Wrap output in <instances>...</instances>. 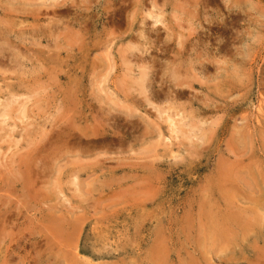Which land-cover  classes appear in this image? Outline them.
Instances as JSON below:
<instances>
[{"label":"rangeland","instance_id":"374dc122","mask_svg":"<svg viewBox=\"0 0 264 264\" xmlns=\"http://www.w3.org/2000/svg\"><path fill=\"white\" fill-rule=\"evenodd\" d=\"M47 1L44 0L43 2L42 0H0V28H1L0 29V55H1L0 56V65H1L0 66V155H1L0 156V161H1L0 162V165H1L0 167L1 168L0 169V173H1L0 174V199H1L0 200V218H1L0 219V254H1L0 263L1 264H4V263L5 264H41V263L42 264H54V263L55 264H83V263L84 264H100V263L101 264H112V262H114L113 264H144V263L145 264H149V263L150 264H165V263L167 264H251V263L252 264H264V208H263L264 194L262 192V190L264 191V177L260 178L263 189L261 188V184H260L259 190L255 193L254 196H253L254 193L251 195L241 194V191H243L245 187H248V184L244 183L245 181L243 183L240 182V180L243 181L245 176L249 174L255 168H256L255 171L257 172L258 176L259 175L264 176V119H263L264 118L263 117L264 116V113H263L264 112V109H263L264 108V87H263L264 86V0H223V2L222 0H204V1L203 0H185V1L184 0H181V1L180 0H170V2L169 0H153V2L152 0H137V1L136 0H125L126 3L124 0H115V1L114 0H64V1L57 0V2L56 0H47ZM50 1H52V4L55 8L51 6ZM108 1H111V2H108ZM118 1H120V3ZM177 1H180L181 3ZM238 1L240 2L242 1L240 3L241 5L239 4ZM133 2H135V4ZM221 2L223 4H221ZM225 2L226 3L228 2V4H226ZM70 3H72L73 5ZM194 3L195 4L199 3V4H197L196 7H194L195 6ZM232 3H234L235 5ZM78 4L81 7L80 6L76 7V5ZM154 5H156V7ZM161 5L162 6L164 5V6L162 7ZM191 5L194 8L190 7ZM199 5L201 8L199 7ZM229 5L231 6V8H229L230 7ZM116 6L118 8H116ZM60 7L62 9L65 7L64 8L65 10L64 9L62 10ZM73 7H75L76 9L74 10ZM160 7H161V10H157V9H160ZM151 8H153L152 9L153 12L151 11ZM237 8L239 12L236 10ZM103 9L104 11L102 12ZM199 9L200 10L203 9V10L199 11ZM219 9L221 10L219 11ZM231 9L233 12L231 11ZM31 10L32 11L35 10V11L32 12ZM105 10L107 11L105 12ZM164 10L167 12L164 13L165 12ZM70 11L71 12L73 11V12L71 13ZM83 11L85 12L87 11V12L85 13ZM158 11H160V13ZM226 11H228V14ZM240 11L241 13L243 12L244 15H242L243 13L240 14ZM27 12L29 14H27ZM69 12L70 14H68ZM74 12H80V13L74 14ZM126 12L128 14H126ZM157 12L160 15H157ZM219 12L220 14L217 15V13ZM30 13L32 14V16ZM35 13H38L39 15ZM130 13L132 14L131 16H130ZM150 13L153 15L155 13V15L158 17L161 16L159 18L160 20L162 19V23L160 22L159 24L155 25L154 20L148 16V14ZM80 14L83 15L84 17L81 16ZM106 14L108 15L106 16ZM176 14H177L176 17L178 18H175L174 15ZM195 15L196 16L198 15V16L196 17ZM112 16L114 17L111 18ZM30 17L31 19L32 18L33 19L32 20L29 19ZM124 17H126V20ZM193 18L194 20H192ZM80 19L82 22L80 21ZM112 19L113 21H111ZM10 20L12 23L13 22L14 23L12 24ZM226 20H230V21H227L228 22L227 23ZM63 21L64 23H62ZM127 21L134 25L132 30L127 29L131 25L130 23H127ZM9 22L11 23V26ZM67 22H69V24ZM141 22L145 25L140 24ZM163 23L165 24L164 26H163ZM230 23L232 24L230 25ZM118 24H119V27H118ZM169 24L172 28L169 27ZM198 24H200V26ZM210 26H212V29ZM48 27H50L51 30L48 29ZM178 27L179 29H177ZM161 28L164 30V33L162 32ZM180 28L183 30L185 29V30L183 31ZM193 28L195 31L192 30ZM60 29H62V31ZM75 29L77 30V32H75L76 31ZM141 29L144 31L145 34H142L143 31H141ZM39 30L41 33L39 32ZM46 30L51 31V32L53 31V32L52 33L50 32L49 34L47 33ZM57 30L61 32L58 33ZM78 30L79 31L81 30L82 32H79ZM173 31L174 33L175 32L176 33L174 34ZM72 32L74 34L76 33V36L75 35L73 36ZM208 32H210L211 34ZM79 33L80 35H78ZM124 33L125 35H123ZM55 34L57 35L56 38H55ZM64 34L65 36L63 37ZM52 35L54 36V38ZM114 35L116 37H114ZM140 35L144 36L145 38L144 37L143 38L147 40H144ZM154 35L158 39H156ZM174 35L177 37H175ZM178 35H180L181 37ZM48 36H50V38ZM171 36L172 38H170ZM245 36L246 38H244ZM167 37L169 40L167 39ZM188 37H190L191 39ZM59 38H60V41H59ZM165 40L166 42H164ZM193 40H194V43H193ZM53 41L54 42L56 41L55 44ZM128 41L131 43V45ZM182 42L184 43V45L182 44ZM192 43L196 46H194ZM198 43L200 44L201 47L199 46ZM180 44L183 45L184 47L181 46ZM146 45L149 47L148 49L147 47H145ZM218 45H220L221 47ZM245 45H246V48L244 47ZM127 46H128V49H127ZM55 47L57 49H55ZM186 49L190 53L187 52ZM241 49L243 51H241ZM126 50H129L131 57H128L129 53L128 51L125 52ZM133 51H135V53ZM204 53H207V54L205 55ZM227 54L229 55L227 56ZM241 54L244 56L241 57L242 56ZM222 55L224 58L222 57ZM195 56L198 58V60L199 59H201V61L204 60L205 64L208 63L205 61L206 59H208V61L210 62V64L209 63L207 64L209 66L211 65L210 70L207 72V77H205L206 74H203L202 77H204V79L203 81L202 80L201 81H202L203 86L207 84L208 86L211 87V90H210L211 94L206 91L205 87L200 88L197 86L196 89L190 90V92L192 93H190L189 90H187L188 93H187V96L184 97V99L183 98L176 99L175 102L178 103L179 101L178 104L182 106L183 109H185L186 111V112L185 111L183 112L186 113L185 114L186 121L187 120L189 121H187L188 124L185 122L186 126L184 127V132H185V135L187 134V132L188 134L186 136H183L182 134L180 135V137H175V138H172L166 141L164 140L165 138L168 139L171 137H170V134L167 131H165L163 134L164 136L160 138L158 136H155L150 142H146L144 144L134 143L133 141H131L132 138L127 139L124 142L125 144L124 143L120 144L121 142L117 141L116 139L117 137L119 138H123V136L124 138L125 137L128 138V137L126 135H123L121 130H118L117 127H114L112 125L114 122L113 120H111V115L108 112L112 109L114 110L117 109L119 107L118 104H120V106L123 105L122 109L127 108V107L129 108V106L130 107L135 106L125 101L124 99L125 94L130 93L129 95L130 96L132 95L131 96L132 98H135V97H137L138 99L143 98L142 96H138V93H137V91L139 90V86H140L139 77L141 75L140 71L143 68L142 66L143 65L150 66V67L153 66V69H154L153 72L155 76L154 82H153L155 86L154 89L155 91H158V92L160 91V93H162V91L165 92L167 90V86L170 85V79L167 75H168V72L172 69V67L174 66L173 67L174 69L185 71V69H189L191 65L197 63L198 60ZM205 56H207V58ZM238 56H240L239 59H238ZM215 58L217 59L219 63L216 61ZM241 58H244V60ZM179 59H180V62H179ZM131 60L134 64L131 62ZM211 62L212 63L214 62V65L211 64ZM188 63L190 64V66ZM228 63H229V66H228ZM7 64H10V65H7ZM165 64H169V65L171 64V65L165 66ZM218 64H221V65H218ZM236 64H237V67L235 66ZM231 65H233L234 67H236L235 69H237L234 73L232 72V68L234 69V67H232ZM176 66L180 68H176ZM184 66L186 68H184ZM6 67L7 69H5ZM126 67L128 70L126 69ZM166 67H170V68H166ZM223 67L226 71L223 69ZM213 68L214 69L216 68V69L214 70ZM129 69L131 72H128ZM240 69L241 71H239ZM162 71L164 72L165 75L162 74L163 73ZM228 71L230 73L232 72L233 74L228 73ZM237 71L241 73H238ZM224 72H227L228 75L224 76L227 74ZM235 73L238 75V78L233 76L235 75ZM221 74L223 75L220 76ZM243 77H244V80L241 79ZM209 79H210L209 81L210 83L207 81ZM227 81L230 83V84L229 83L227 84L228 86L226 85ZM233 84L236 86L234 87ZM135 85L138 86V89ZM160 86L162 87L160 88ZM222 87H224L223 90H221ZM232 89L233 91H231ZM106 91H109L111 93H108ZM201 92L204 93V96ZM106 93H108L109 95ZM199 93H201L202 95ZM227 93L228 94L230 93V95L228 96ZM221 94L223 95V97ZM224 95L226 97H224ZM220 96L223 98L222 100L224 101L220 100L221 99ZM232 96L234 98H231ZM235 96H236V99H235ZM112 97H114V99H112ZM198 97L200 98V102L199 100H196L198 99ZM202 98L204 101L202 100ZM117 100H119L121 103ZM182 100L184 102H182ZM188 101L191 102L192 104L189 103ZM243 101H244V104H243ZM209 102L213 104L214 107L213 105L211 106ZM260 102L263 104L261 105ZM7 103L9 104L6 105ZM101 103L103 104L101 105ZM156 103L160 105L159 101H156ZM203 103L205 105H203ZM112 104L114 106L116 105L115 107L117 108H114ZM206 104L209 107L207 108V111L204 112L201 110V107L206 108ZM99 106H100V109H99ZM186 106L188 110L186 109ZM133 109L135 111L132 114H134V116H136L137 118L138 116L140 118V115L143 114L151 120L155 119L154 118L155 113H150V112H154V110L152 111L151 107H149L148 110L146 109L143 111H141L138 108H133ZM117 110H119V108ZM3 111H8V112L6 113ZM118 112H113L112 114H119V115L124 114L125 115L126 113L125 111H118ZM194 112H196L197 115H195ZM188 113L192 115L190 116ZM198 115H199V118H198ZM200 116L202 117V119H200L201 118ZM187 117H190V118H187ZM237 121L240 125L237 123ZM70 122L71 123L76 122V123H74L75 124L74 125V124H71ZM191 122H192V125H190ZM98 123L101 125H99ZM196 123H198L197 124L199 126L197 127L198 129L195 127ZM260 123L262 126H259ZM7 124H8V127H7ZM87 124L90 126H87ZM95 124H97V126ZM64 125L66 127H68L69 125V128H66ZM59 126L60 127L62 126L63 128L62 127L60 128ZM91 126L97 127L96 131L94 130V127H93L94 131H93L91 129L92 128ZM98 126L100 127L98 128ZM230 126L233 129H231ZM213 128L214 130L217 131L216 134H213L216 132L213 130ZM61 129L62 131H60ZM195 129H197L198 131L196 130L197 131L196 132ZM202 129L204 130V132ZM51 130L54 131L55 135L53 134V131L51 132ZM76 130H78L81 134ZM56 131L57 133L60 131L59 132L60 134L58 133L57 135ZM91 132L93 133V135ZM94 132H98V133L95 134ZM207 132L208 134L206 135ZM211 132L213 133L211 134ZM66 133H68L67 134L68 136L71 135L70 138L66 135ZM63 134L65 135L61 137V135ZM222 134L224 135L221 136ZM23 135H25L26 137ZM42 135L45 139H42L43 138L41 137ZM72 135L79 137L78 140H76L77 137L72 136ZM237 135L240 138L242 137L240 139L241 141L243 140L241 142L242 144L240 145L238 144L235 145L230 142V139L238 137ZM40 137H41L42 142L41 141L38 142ZM90 137L92 139H89ZM104 137L109 138V141H106V143H103L102 141H104L103 139ZM189 137H190V140H189ZM86 138L88 139V145L89 144L91 145V146L89 145L90 147H87L88 145L86 144V141H87ZM259 138H261L263 141L260 140ZM32 139L33 141L35 140L36 142L35 141L33 142ZM158 140L160 142H158ZM44 141H47V143ZM59 141L62 144H60ZM27 142L29 144L31 143V145H29ZM58 142H59V145H58ZM69 142L72 144H70ZM73 143H75V145ZM34 144L35 146L39 145L38 147L48 145V146H45L46 148L44 151L46 150L48 151L49 149V152L47 151L44 152V154L41 155L42 157L38 158V160L36 161L37 162L36 166L38 168L34 164L33 166L35 168L32 167V171L34 172V174L31 175V173L25 170L24 166L26 165V162L28 159L27 153L29 152L31 148H35ZM53 144L55 145L53 146ZM63 144L66 146L68 145L67 148L69 149H67L66 146H64ZM157 144L160 146V148H157L159 147ZM60 145H62V148L64 146L65 147L64 149L66 150L61 149ZM78 145L79 147H77ZM83 145H87V146H83ZM144 145L146 146L148 145V146L146 147ZM169 145L171 146L170 148H169ZM74 146L77 148V150L78 148H80L81 150L79 149V151H76L75 150L76 148ZM98 148H99V151L97 150ZM27 149H28V152H27ZM100 149L102 150L100 151ZM86 150L88 153H85ZM136 151L138 152L136 153ZM101 152L104 154L103 156H100L102 155ZM47 153L49 156L47 155ZM69 153H72V154H69ZM114 153H115V156H114ZM130 153L132 154L131 156H130ZM227 153H229V155ZM97 154L99 155V160H101L99 163L101 164H97V159H98ZM50 155L52 156L51 158H50ZM56 155L57 156L59 155V157H57ZM62 155H64L65 157H63ZM69 155H72V156H69ZM78 155L81 157L82 160L85 159L87 161L83 160L81 163V159ZM85 155L86 157L87 156L88 157L85 158ZM61 157L64 159H62ZM69 157L73 159L71 160ZM96 157L97 159L95 160L94 158ZM234 157L236 158V160ZM41 158H43V160ZM66 160L68 162H66ZM88 160L90 163L88 162ZM127 160H129L132 164ZM44 161H47V162H44ZM39 162H44V165L43 163H39ZM203 162L206 164V167ZM252 162H255V163L253 164ZM47 163H49L50 166L49 164L47 165ZM117 163L118 164L120 163L121 165L120 164L119 165L122 167H120ZM40 164H42L43 166L42 165L39 166ZM235 164L237 166L236 168H234ZM249 164L252 167H250ZM53 165H55V167H53ZM90 165L92 166V168ZM218 166L219 168H217ZM40 167L48 168L47 170H49L50 172V173L49 172L47 173L48 176L41 172L42 168ZM96 167L98 168L95 169ZM225 167H227L228 172H229V173L227 172V174H226L227 169ZM53 168L55 169V172ZM80 169L81 171H79ZM231 169L233 171H231ZM69 170L72 172H69ZM170 170H172L173 172ZM10 171L11 172L13 171L12 174ZM18 172L20 176L17 175ZM191 173L193 176L191 175ZM29 175H30V178H29ZM51 176H54L53 177L54 179L51 178ZM71 176H75L76 178L75 177L73 178ZM43 177L44 179H42ZM47 177H50V179ZM137 177L139 180L137 179ZM215 177L217 178L216 181H215L216 179ZM238 177H240V180L237 179ZM56 179L60 180V182H58V180ZM212 179L214 183L212 182ZM47 180L51 182H48ZM142 180L146 182L143 183ZM210 180H211V184H210ZM223 181L224 182L227 181V184L224 183ZM218 182L221 186L218 184ZM141 183H143V185ZM31 184L34 186H32ZM78 185H80V187ZM211 185L213 188L211 187ZM207 187H209V189ZM39 188H41L40 191L38 190ZM96 188L99 190H97ZM202 188H203V191L204 190L206 191V192L204 191V193L205 195L207 194L208 197L207 196L203 197L204 193L202 192ZM230 189H232L231 193H230ZM3 190H6V191L3 192ZM217 191H219L220 194ZM237 191H239V193ZM216 192L217 194H215ZM200 193H203V194H200ZM233 193L234 194L238 193L237 195L238 197L235 196ZM208 194H210V196ZM232 194L235 196V200ZM41 196L43 198L46 197V199L45 198L42 199ZM198 196H199V199H198ZM1 197H4V198H1ZM10 198L11 200H9ZM216 198L219 201L217 200V202H215ZM47 200H49V202ZM209 200H210V205L212 206V208L214 207V210L213 209L209 210L211 209V207H209L210 205H207L209 204L208 203ZM242 200L244 201L242 202ZM18 202H20L21 204L20 203L18 204ZM190 202L192 205H190ZM253 202H255L254 205L252 204ZM5 203H8V204L6 205ZM202 203H204V205ZM211 203H214L215 206L214 204H211ZM58 204H60V206H58ZM224 204H227V206ZM49 205H52V206L48 207ZM197 205L201 206V208L199 206L196 208ZM240 205H241V208H240ZM191 207H192V210L190 209ZM216 207L220 213L217 211ZM50 209H51V212L53 213L50 212ZM186 209H188V211ZM253 211H255L254 214H253ZM64 212H67V213H64ZM190 212H191V215H190ZM209 213L211 214V217L209 216L210 218L208 217V215H210ZM201 214H203V216ZM49 215L50 216L52 215V218H50ZM138 215L141 217L139 218ZM187 215L190 216V218L187 217V219H185L186 218L185 216ZM212 217H213L212 219L213 222H216V223H213L211 221ZM136 218H138V222L136 221L137 220ZM205 218H208V219H205ZM224 218H226L227 221ZM234 218H236V221L232 220ZM67 219L68 221L66 222ZM184 219H185V222H184ZM69 220H71V222ZM207 220L208 222H206ZM139 221L141 222L145 221V222L140 223ZM196 221L198 222L195 223ZM209 222L210 224H212V226L209 224ZM66 223H68V225L69 224L71 225L67 226ZM219 223L221 225H218ZM222 223L224 224V226ZM134 224H135V227H134ZM214 224L217 225V227L213 226ZM196 227H198L197 228L198 230L196 229ZM214 227H215V230H214ZM225 227H228L229 229L226 228L227 230H225ZM158 228L159 230H157ZM123 229L125 230V232ZM193 230L194 232H192ZM140 232L142 233L139 234ZM156 233L158 234V236ZM192 233H193V236H192ZM155 235L157 237L156 239H154ZM160 236L161 238H159ZM166 236H168V238H166ZM234 237H237V239ZM213 238H215L214 239L215 241L213 240ZM50 240H52V242ZM152 240L154 241L152 242ZM158 240L160 242H163L165 240L167 241V243L164 244L163 242L160 245V242ZM186 240L188 241L186 242ZM244 240L245 242H241ZM53 241L54 242L57 241V243H54ZM114 241L117 243V245ZM195 245L199 248H196ZM76 246H77V249H75ZM159 246L162 247L163 249H161ZM164 246H166L169 249H167L166 247L164 248ZM148 248H149V251H148ZM158 248H160L161 250ZM195 248L197 250L198 249L200 250L197 251ZM233 249L234 250L237 249L236 252L238 253H236ZM176 250L177 252L180 253L179 254L180 256L178 255ZM256 250L258 251V253H256L257 252ZM146 252H149V253H146ZM65 253L68 254V256ZM191 253L192 255H190ZM50 254L51 256L54 254L53 255L54 257L52 256L54 259L50 258L51 257ZM230 254H232L233 257ZM55 257L57 258L55 259ZM81 257H83L84 260ZM180 257H183V258H180ZM166 258L167 260H165ZM193 258L195 259V261ZM238 258L239 259L241 258L240 259L241 261ZM38 260L41 263H39ZM59 260L63 263H60Z\"/></svg>","mask_w":264,"mask_h":264},{"label":"bare ground","instance_id":"6f19581e","mask_svg":"<svg viewBox=\"0 0 264 264\" xmlns=\"http://www.w3.org/2000/svg\"><path fill=\"white\" fill-rule=\"evenodd\" d=\"M43 2H44V0H42ZM45 1H47V0H45ZM64 1V0H63ZM62 1V2H63ZM115 1V0H114ZM125 1V0H124ZM137 1V0H136ZM181 1V0H180ZM180 1H177V2H180ZM185 1V0H184ZM204 1V0H203ZM202 1V2H203ZM42 2V3H43ZM47 2H49V1H47ZM46 2V3H47ZM56 2H57V0H56ZM74 2V1H73ZM108 2H111V1H108ZM119 3H120V1H118ZM150 2V1H149ZM152 2H153V0H152ZM169 2H170V0H169ZM174 2V1H173ZM188 2V1H187ZM193 2V1H192ZM222 2H223V0H222ZM221 2V4H223ZM239 2V4L242 2H240V1H238ZM237 2V3H238ZM252 2V1H251ZM50 3H51V6H53V4H52V1H50ZM81 3V2H80ZM116 3V2H115ZM125 3H126V1H125ZM134 4H135V2H133ZM138 3V2H137ZM151 3V2H150ZM176 3V2H175ZM181 3V2H180ZM226 3V2H225ZM45 4V3H44ZM43 4V5H44ZM60 4V3H59ZM68 4H69V2H68ZM70 4H72V3H70ZM128 4V3H127ZM152 4H154V3H152ZM174 4V3H173ZM172 4V5H173ZM189 4V3H188ZM191 4V3H190ZM197 4H199V3H197ZM197 4H195L194 3V7H196V5ZM204 4V3H203ZM226 4H228V2L226 3ZM230 4V3H229ZM232 4H234V3H232ZM46 5V4H45ZM63 5V4H62ZM73 5V4H72ZM82 5V4H81ZM113 5V4H112ZM117 5V4H116ZM119 5V4H118ZM120 5H122V4H120ZM125 5V4H124ZM123 5V6H124ZM165 5V4H164ZM163 5V6H164ZM187 5V4H186ZM193 5V4H192ZM190 6V7H193V6ZM205 5V4H204ZM231 5V4H230ZM229 5V6H230ZM235 5V4H234ZM241 5V4H240ZM47 6H49V5H47ZM59 6H61V5H59ZM77 6H80L79 4L78 5H76V7ZM110 6V5H109ZM126 6H128V5H126ZM152 6V5H151ZM150 6V7H151ZM155 7H156V5H154ZM162 6V5H161ZM162 6V7H163ZM209 6H211V5H209ZM248 6V5H247ZM250 6V5H249ZM57 7V6H56ZM63 7V6H62ZM65 7H66V5H65ZM64 7V8H65ZM81 7V6H80ZM79 7V8H80ZM134 7V6H133ZM144 7V6H143ZM168 7V6H167ZM193 7V8H194ZM199 7H200V5H199ZM223 7H224V5H223ZM228 7V6H227ZM235 7V6H234ZM234 7H232V8H234ZM240 7H242V6H240ZM254 7V6H253ZM52 8V7H51ZM53 8H55L54 6H53ZM58 8V7H57ZM61 8V7H60ZM63 8V9H64ZM69 8V7H68ZM71 8V7H70ZM74 8V10L76 9L75 7H73ZM107 8V7H106ZM116 8H118L117 6H116ZM123 8V7H122ZM131 8V7H130ZM154 8V7H153ZM153 8H151V11H152V9ZM201 8V7H200ZM204 8V7H203ZM215 8H216V6H215ZM218 8V7H217ZM229 8H231V6L229 7ZM62 9V8H61ZM62 9V10H63ZM82 9V8H81ZM87 9V8H86ZM85 9V10H86ZM140 9V8H139ZM143 9V8H142ZM155 9H157V8H155ZM154 9V10H155ZM177 9V8H176ZM21 10V9H20ZM30 10V9H29ZM29 10H28V12H29ZM57 10V9H56ZM60 10V9H59ZM65 10V9H64ZM73 10V11H74ZM80 10V9H79ZM83 10V9H82ZM123 10V9H122ZM125 10V9H124ZM157 10H161V7H160V9H157ZM203 10V9H202ZM202 10H200L199 9V11H202ZM221 9H219V11H220ZM226 10V9H225ZM234 10V9H233ZM237 11H238V8L236 9ZM32 11V10H31ZM33 11H35V10H33ZM32 11V12H33ZM42 11V10H41ZM44 11H46V10H44ZM55 11V10H54ZM66 11H67V9H66ZM72 11V12H73ZM88 11V10H87ZM86 11V12H87ZM104 11V9L102 10V12ZM107 10H105V12H106ZM134 11V10H133ZM140 11V10H139ZM156 11V10H155ZM154 11V12H155ZM165 11V10H164ZM197 11H198V9H197ZM218 11V10H217ZM230 11V10H229ZM231 11H232V9H231ZM244 11V10H243ZM248 11V10H247ZM25 12V11H24ZM27 12V14H29ZM43 12V11H42ZM57 12V11H56ZM71 12V11H70ZM70 12L68 13V14H70ZM71 12V13H72ZM83 12H85V11H83ZM85 12V13H86ZM110 12V11H109ZM125 12V11H124ZM153 12V11H152ZM159 13H160V11H158ZM158 12H157V15H160V14H158ZM162 12V11H161ZM167 11H165L164 13H166ZM176 12V11H175ZM175 12H173V13H175ZM185 12V11H184ZM225 12V11H224ZM227 12V14H228V11H226ZM233 12V11H232ZM239 12V11H238ZM251 12V11H250ZM18 13H19V11H18ZM38 13H40V12H38ZM38 13H35V14H38ZM46 13V12H45ZM75 13H80V12H74V14ZM113 13V12H112ZM112 13H110V14H112ZM132 13V12H131ZM130 13V16L132 15ZM243 13V12H242ZM241 13V11H240V14H242ZM252 13V12H251ZM22 14V13H21ZM31 14V13H30ZM59 14V13H58ZM64 14V13H63ZM73 14V15H74ZM126 14H128L127 12H126ZM178 14V13H177ZM177 14L176 15H174L175 16V18H178V17H176L177 16ZM218 14H220V12L219 13H217V15ZM226 14V13H225ZM231 14V13H230ZM229 14V15H230ZM233 14V13H232ZM237 14V13H236ZM239 14V13H238ZM13 15V14H12ZM15 15V14H14ZM26 15V14H25ZM39 15V14H38ZM43 15V14H42ZM49 15V14H48ZM81 15V14H80ZM108 14H106V16H107ZM168 15V14H167ZM182 15V14H181ZM184 15V14H183ZM216 15V14H215ZM242 15H244V13L242 14ZM254 15V14H253ZM31 16H32V14H31ZM71 16V15H70ZM81 16H83V15H81ZM102 16V15H101ZM110 16V15H109ZM117 16H119V15H117ZM116 16V17H117ZM148 16L150 17V18H152L153 20H154V22H155V25H157V24H159L160 22L162 23V19L160 20V18L159 17H161V16H156L155 15V13H154V15L153 14H148ZM179 16V15H178ZM196 16V15H195ZM198 16V15H197ZM196 16V17H197ZM220 16V15H219ZM222 16V15H221ZM13 17V16H12ZM29 17V16H28ZM57 17H59V16H57ZM84 17V16H83ZM92 17V16H91ZM104 17V16H103ZM114 16H112L111 18H113ZM189 17V16H188ZM226 17H227V15H226ZM5 18V17H4ZM10 18V17H9ZM37 18V17H36ZM36 18H34V19H36ZM45 18V17H44ZM43 18V19H44ZM78 18V17H77ZM93 18V17H92ZM118 18V17H117ZM125 18V20H126V17H124ZM174 18V19H175ZM232 18V17H231ZM236 18H238V17H236ZM252 18V17H251ZM29 19H31V17L29 18ZM33 19V18H32ZM31 19V20H32ZM72 19V18H71ZM86 19V18H85ZM84 19V20H85ZM94 19V18H93ZM115 19V18H114ZM120 19V18H119ZM129 19V18H128ZM127 19V20H128ZM171 19V18H170ZM180 19V18H179ZM233 19V18H232ZM78 20V19H77ZM76 20V21H77ZM107 20V19H106ZM118 20V19H117ZM116 20V21H117ZM151 20V19H150ZM181 20V19H180ZM191 20V19H190ZM192 20H194V18L192 19ZM198 20V19H197ZM237 20V19H236ZM235 20V21H236ZM74 21V20H73ZM72 21V22H73ZM80 21H81V19H80ZM111 21H113V19L111 20ZM110 21V22H111ZM115 21V20H114ZM121 21V20H120ZM175 21V20H174ZM196 21V20H195ZM227 21H230V20H226V22ZM239 21V20H238ZM250 21V20H249ZM10 22H11V20H10ZM9 22V23H10ZM60 22V21H59ZM82 22V21H81ZM84 22V21H83ZM88 22V21H87ZM86 22V23H87ZM109 22V23H110ZM144 22V21H143ZM167 22V21H166ZM192 22V21H191ZM208 22V21H207ZM232 22V21H231ZM12 23V22H11ZM11 23H10V26H11ZM14 23V22H13ZM12 23V24H13ZM62 23H64V21L62 22ZM68 24H69V22H67ZM80 23V22H79ZM98 23V22H97ZM108 23V24H109ZM124 23V22H123ZM127 23H130V22H128L127 21ZM134 23H135V21H134ZM165 23V22H164ZM163 23V26L165 25ZM172 23H173V21H172ZM201 23V22H200ZM203 23V22H202ZM212 23V22H211ZM211 23H209V24H211ZM228 23V22H227ZM8 24V23H7ZM16 24V23H15ZM38 24V23H37ZM66 24V23H65ZM104 24V23H103ZM111 24V23H110ZM131 24V23H130ZM140 24H143L142 22L140 23ZM149 24V23H148ZM232 23H230V25H231ZM35 25V24H34ZM33 25V26H34ZM54 25V24H53ZM56 25V24H55ZM86 25V24H85ZM88 25V24H87ZM96 25H98V24H96ZM143 25H145V24H143ZM176 25V24H175ZM199 26H200V24H198ZM9 26V25H8ZM9 26V27H10ZM57 26V25H56ZM56 26H55V28H56ZM79 26H80V24H79ZM78 26V27H79ZM133 24H131L127 29H129V30H132V28H133ZM147 26V25H146ZM152 26V25H151ZM158 26H160V25H158ZM168 26V25H167ZM209 26V25H208ZM225 26V25H224ZM52 27V26H51ZM54 27V26H53ZM59 27V26H58ZM62 27H64V26H62ZM71 27V26H70ZM77 27V28H78ZM82 27V26H81ZM87 27V26H86ZM118 27H119V24H118ZM143 27V26H142ZM155 27V26H154ZM169 27H171L170 26V24H169ZM176 27V26H175ZM191 27V26H190ZM203 27V26H202ZM201 27V28H202ZM206 27V26H205ZM211 27V29H212V26H210ZM39 28V27H38ZM37 28V29H38ZM44 28V27H43ZM42 28V29H43ZM47 28V27H46ZM60 28V27H59ZM76 28V27H75ZM83 28V27H82ZM165 28V27H164ZM172 28V27H171ZM188 28H189V26H188ZM204 28V27H203ZM208 28V27H207ZM1 29V28H0ZM36 29V30H37ZM40 29V28H39ZM41 29V30H42ZM48 29H50V27H48ZM58 29V28H57ZM66 29V28H65ZM162 29V28H161ZM177 29H179V27L177 28ZM181 29V28H180ZM206 29V28H205ZM14 30V29H13ZM51 30V29H50ZM55 30V29H54ZM61 31H62V29H60ZM76 30V29H75ZM84 30V29H83ZM108 30V29H107ZM122 30V29H121ZM120 30V31H121ZM181 30H183V29H181ZM185 30V29H184ZM183 30V31H184ZM193 31H195L194 30V28L192 29ZM34 31V30H33ZM45 31V30H44ZM47 31V30H46ZM61 31H58L57 30V32L59 33V32H61ZM64 31V30H63ZM79 31V30H78ZM97 31V30H96ZM95 31V32H96ZM116 31V30H115ZM141 31H143L142 29H141ZM151 31V30H150ZM189 31V30H188ZM198 31V30H197ZM202 31V30H201ZM6 32V31H5ZM8 32V31H7ZM38 32V31H37ZM39 32H40V30H39ZM50 32L51 31H47V33H49L50 34ZM53 32V31H52ZM51 32V33H52ZM71 32V31H70ZM75 32H77V30L75 31ZM79 32H82L81 30L79 31ZM88 32V31H87ZM123 32V31H122ZM152 32V31H151ZM156 32H158V31H156ZM162 32L164 33V30L162 29ZM166 32V31H165ZM199 32V31H198ZM15 33V32H14ZM33 33V32H32ZM41 33V32H40ZM44 33V32H43ZM42 33V34H43ZM57 33V34H58ZM66 33V32H65ZM127 33V32H126ZM140 33V32H139ZM168 33V32H167ZM173 33H174V31H173ZM172 33V34H173ZM176 33V32H175ZM174 33V34H175ZM183 33V32H182ZM190 33V32H189ZM188 33V34H189ZM202 33V32H201ZM208 33H210V32H208ZM207 33V34H208ZM244 33V32H243ZM8 34V33H7ZM36 34V33H35ZM38 34V33H37ZM41 34V35H42ZM46 34V33H45ZM44 34V35H45ZM69 34V33H68ZM72 34H73V36L75 35L76 36V33L74 34L73 32H72ZM142 34H145L144 33V31L142 32ZM170 34V33H169ZM211 34V33H210ZM22 35H23V33H22ZM54 35V34H53ZM52 35V36H53ZM59 35V34H58ZM67 35V34H66ZM78 35H80V33L78 34ZM77 35V36H78ZM96 35V34H95ZM121 35V34H120ZM123 35H125V33L123 34ZM136 35H138V34H136ZM191 35V34H190ZM209 35V34H208ZM242 35V34H241ZM4 36V35H3ZM65 36V34L63 35V37ZM113 36V35H112ZM141 36V35H140ZM147 36V35H146ZM167 36V35H166ZM175 36V35H174ZM178 36H180V35H178ZM183 36V35H182ZM202 36V35H201ZM203 36H204V34H203ZM206 36V35H205ZM244 36V35H243ZM49 38H50V36H48ZM47 37V38H48ZM57 37V35L55 34V38ZM81 37V36H80ZM114 37H116L115 35H114ZM142 38L144 37V36H141ZM150 37V36H149ZM154 37H155V35H154ZM175 37H177V36H175ZM181 37V36H180ZM184 37V36H183ZM207 37V36H206ZM242 37V36H241ZM53 38H54V36H53ZM68 38H69V36H68ZM75 38V37H74ZM145 38V37H144ZM143 38V39H144ZM156 39H158L157 37H155ZM170 38H172V36L170 37ZM188 38H190V37H188ZM209 38V37H208ZM239 38V37H238ZM244 38H246V36L244 37ZM77 39V38H76ZM75 39V40H76ZM167 39H168V37H167ZM180 39V38H179ZM187 39V38H186ZM191 39V38H190ZM200 39V38H199ZM241 39H243V38H241ZM40 40H41V38H40ZM128 40H130V39H128ZM138 40V39H137ZM144 40H147V39H144ZM169 40V39H168ZM181 40V39H180ZM210 40V39H209ZM231 40H232V38H231ZM234 40H235V38H234ZM45 41V40H44ZM52 41V40H51ZM58 41V40H57ZM59 41H60V38H59ZM143 41V40H142ZM151 41V40H150ZM239 41V40H238ZM54 42V41H53ZM56 42V41H55ZM55 42H54V44H55ZM129 42V41H128ZM127 42V43H128ZM146 42V41H145ZM156 42V41H155ZM164 42H166V40L164 41ZM240 42V41H239ZM242 42V41H241ZM59 43V42H58ZM121 43V42H120ZM124 43V42H123ZM130 43V42H129ZM193 43H194V40H193ZM192 43V44H193ZM248 43V42H247ZM57 44V43H56ZM60 44V43H59ZM58 44V45H59ZM148 44V43H147ZM166 44V43H165ZM169 44V43H168ZM168 44H167V46H168ZM175 44V43H174ZM182 44L184 45V43L182 42ZM199 44V43H198ZM221 44V43H220ZM237 44V43H236ZM240 44V43H239ZM61 45V44H60ZM125 45V44H124ZM129 45V44H128ZM130 45H131V43H130ZM143 45H144V43H143ZM142 45V46H143ZM170 45V44H169ZM181 45V44H180ZM183 45H181V46H183ZM194 45V44H193ZM212 45V44H211ZM241 45V44H240ZM139 46V45H138ZM150 46V45H149ZM152 46V45H151ZM166 46V47H167ZM172 46V45H171ZM174 46V45H173ZM194 46H196V45H194ZM199 46H200V44H199ZM207 46V45H206ZM218 46H220V45H218ZM238 46V45H237ZM236 46V47H237ZM243 46V45H242ZM76 47V46H75ZM129 47H131V46H129ZM144 47V46H143ZM145 47H147V49L149 48L147 45L145 46ZM154 47V46H153ZM180 47V46H179ZM184 47V46H183ZM192 47V46H191ZM190 47V48H191ZM201 47V46H200ZM221 47V46H220ZM245 48H246V45L244 46ZM59 48V47H58ZM168 48V47H167ZM182 48V47H181ZM187 48V47H186ZM189 48V47H188ZM194 48V47H193ZM192 48V49H193ZM203 48V47H202ZM244 48V49H245ZM249 48V47H248ZM55 49H57L56 47H55ZM60 49V48H59ZM70 49H72V48H70ZM74 49V48H73ZM127 49H128V46H127ZM184 49V48H183ZM206 49V48H205ZM213 49V48H212ZM221 49V48H220ZM234 49V48H233ZM235 49H237V48H235ZM239 49H240V47H239ZM242 49H243V47H242ZM241 49V51H243ZM124 50H125V48H124ZM130 50V49H129ZM129 50H126L125 52H127L128 51V53H129ZM138 50V49H137ZM136 50V51H137ZM141 50V49H140ZM177 50V49H176ZM187 50V49H186ZM194 50V49H193ZM196 50V49H195ZM228 50V49H227ZM123 51V50H122ZM144 51V50H143ZM143 51H142V53H143ZM170 51V50H169ZM179 51V50H178ZM177 51V52H178ZM237 51V50H236ZM240 51V52H241ZM69 52V51H68ZM134 53H135V51H133ZM187 52H189L188 50H187ZM198 52V51H197ZM204 52V51H203ZM208 52V51H207ZM211 52V51H210ZM218 52V51H217ZM234 52V51H233ZM2 53V52H1ZM72 53V52H71ZM127 53V54H128ZM131 53H132V51H131ZM165 53V52H164ZM181 53V52H180ZM190 53V52H189ZM188 53V54H189ZM193 53H195V52H193ZM221 53V52H220ZM219 53V54H220ZM229 53V52H228ZM232 53V52H231ZM17 54V53H16ZM138 54V53H137ZM175 54V53H174ZM205 55L207 54V53H204ZM126 55V54H125ZM129 55V56H128ZM127 56L128 57H131L130 56V53L128 54ZM148 55V54H147ZM178 55V54H177ZM176 55V56H177ZM182 55V54H181ZM198 55V54H197ZM201 55V54H200ZM229 54H227V56H228ZM236 55V54H235ZM242 55V54H241ZM1 56V55H0ZM71 56H73V55H71ZM179 56V55H178ZM204 56V55H203ZM213 56V55H212ZM225 56V55H224ZM237 56V55H236ZM244 55H242L241 57H243ZM4 57H5V55H4ZM3 57V58H4ZM20 57V56H19ZM70 57V56H69ZM74 57H76V56H74ZM73 57V58H74ZM127 57V58H128ZM136 57V56H135ZM137 57H139V56H137ZM196 57V56H195ZM194 57V58H195ZM206 58H207V56H205ZM217 57V56H216ZM220 57H221V55H220ZM222 57H223V55H222ZM239 57L240 56H238V59H239ZM71 58V57H70ZM122 58V57H121ZM142 58V57H141ZM140 58V59H141ZM147 58V57H146ZM176 58V57H175ZM179 58V57H178ZM189 58H191V57H189ZM197 58V57H196ZM209 58V57H208ZM218 58H219V56H218ZM224 58V57H223ZM226 58V57H225ZM236 58V57H235ZM234 58V59H235ZM246 58V57H245ZM75 59V58H74ZM124 59V58H123ZM151 59H152V57H151ZM183 59V58H182ZM204 59V58H203ZM210 59V58H209ZM216 59V58H215ZM241 59H243L244 60V58H241ZM14 60H16V59H14ZM127 60V59H126ZM154 60V59H153ZM177 60V59H176ZM188 60V59H187ZM191 60H193V59H191ZM197 60H198V58H197ZM200 60V61H199ZM198 61H197V63L196 64H193V65H191L190 66V62L188 63L189 64V66H190V68L189 69H185V71H180L179 69H174L173 67H172V69L168 72V77H169V79H170V85L169 86H167V90L164 92V91H162V93H160V91L158 92V91H155V89H154V84H153V82H154V69H153V66L152 67H150V66H142L143 68L141 69V75H140V77H139V83H140V86H139V90L137 91V93H138V96H142L143 98L142 99H138L137 97H135V98H132L129 94L130 93H128V92H126V93H128V94H125L124 95V99H125V101L126 102H128V103H130V104H133V105H135L134 107H130L129 106V108L127 109V108H123L122 109V106L123 105H121L120 106V104H118L119 105V110H117L118 108L117 107H115L113 104V106H114V108H117V109H112V110H110L108 113H110V115H111V120H113V126L114 127H117V129L118 130H121L122 131V134L123 135H126L128 138H124V136H123V138H119V137H117L116 139H117V141H120L121 143L120 144H122V143H124L127 139H131V141H133L134 143H138V144H144V143H146V142H150L155 136H158L159 138L160 137H162V136H164L163 134H164V132L165 131H167L169 134H170V137L171 138H168V139H166L165 137V139L164 140H170V139H172V138H175V137H180V135H182L183 134V136H186L187 134H188V132H187V134L185 135V132H184V127L186 126V124H185V122L187 123V121H189V120H187L186 121V117H185V114L186 113H184L183 111H185V109H183V107L182 106H180L178 103H179V101H178V103H176L175 101H176V99L178 98H183L184 99V97H186L187 96V93H188V91L187 90H189V92H190V90H194V89H196V87L198 86V87H200V88H203V87H205V89H206V91L208 92V93H210L211 94V92H210V90H211V87L210 86H208L207 84L205 85V86H203L202 85V81H203V79H204V77H202V75L203 74H206V76L205 77H207V72L210 70V66L209 65H207L208 63L210 64V62L208 61V59H206L205 61L206 62H208L207 64H205L204 63V60L203 61H201V59H199ZM212 60V59H211ZM219 60V59H218ZM229 60V59H228ZM228 60H227V62H228ZM237 60V59H236ZM235 60V61H236ZM125 61V60H124ZM129 61V60H128ZM138 61V60H137ZM151 61V60H150ZM183 61V60H182ZM216 61H217V59H216ZM223 61V60H222ZM222 61H221V63H222ZM5 62H6V60H5ZM9 62V61H8ZM131 62H132V60H131ZM156 62V61H155ZM179 62H180V59H179ZM184 62V61H183ZM195 62H196V60H195ZM215 62V61H214ZM214 62L212 63L211 62V64H213L214 65ZM218 62V61H217ZM240 62V61H239ZM238 62V63H239ZM242 62V61H241ZM245 62V61H244ZM243 62V63H244ZM12 63V62H11ZM15 63H17V62H15ZM127 63V62H126ZM133 63V62H132ZM147 63V62H146ZM194 63V62H193ZM219 63V62H218ZM235 63V62H234ZM112 64V63H111ZM128 64V63H127ZM126 64V65H127ZM134 64V63H133ZM132 64V65H133ZM141 64V63H140ZM140 64H138V65H140ZM153 64V63H152ZM216 64V63H215ZM224 64V63H223ZM232 64V63H231ZM240 64V63H239ZM245 64V63H244ZM7 65H10V64H7ZM136 65V64H135ZM166 65H168V66H170L169 64H165V66ZM181 65V64H180ZM198 65V66H197ZM218 65H221V64H218ZM1 66V65H0ZM182 66V65H181ZM187 66V65H186ZM225 66H226V64H225ZM228 66H229V63H228ZM232 67H234L233 65H231ZM230 66V67H231ZM236 67H237V64L235 65ZM244 66V65H243ZM242 66V67H243ZM139 67V66H138ZM199 67V68H198ZM219 67V66H218ZM229 67V68H230ZM231 67V68H232ZM236 67H234V69L232 68V72L234 73L237 69H235ZM4 68V67H3ZM136 68V67H135ZM166 68H170V67H166ZM176 68H180V67H177L176 66ZM184 68H186L185 66H184ZM212 68V67H211ZM230 68V69H231ZM5 69H7V67L5 68ZM13 69V68H12ZM126 69H127V67H126ZM138 69V68H137ZM156 69V68H155ZM159 69V68H158ZM214 69V68H213ZM216 69V68H215ZM214 69V70H215ZM223 69H224V67H223ZM229 69V70H230ZM128 70V69H127ZM140 70V69H139ZM213 70V71H214ZM225 70V69H224ZM223 70V71H224ZM244 70V69H243ZM200 71V72H199ZM216 71H218V70H216ZM226 71V70H225ZM231 71V70H230ZM239 71H241V69L239 70ZM128 72H131L130 71V69H129V71ZM127 72V73H128ZM138 72V71H137ZM140 72H139V74H140ZM161 72V71H160ZM163 72V71H162ZM231 72V73H232ZM238 72V71H237ZM236 72V73H237ZM157 73V72H156ZM165 73H166V71H165ZM210 73V72H209ZM216 73V72H215ZM219 73V72H218ZM221 73H223V72H221ZM224 73H227V72H224ZM228 73H230L229 71H228ZM228 73L226 74V75H224V76H227L228 75ZM230 73V74H231ZM232 73V74H233ZM235 73V75H233L234 77H236V78H238V75ZM238 73H241V72H238ZM242 73H243V71H242ZM162 74H164V72L162 73ZM201 74V75H200ZM217 74V73H216ZM133 75V74H132ZM135 75V74H134ZM165 75V74H164ZM218 75V74H217ZM223 74H221L220 76H222ZM237 75V76H236ZM240 75V74H239ZM156 76H157V74H156ZM232 76V75H231ZM241 76V75H240ZM244 76V75H243ZM160 77H161V75H160ZM215 77H216V75H215ZM242 77V76H241ZM125 78V77H124ZM131 78V77H130ZM210 78V77H209ZM223 78V77H222ZM233 78V77H232ZM206 79V78H205ZM213 79V78H212ZM217 79H218V77H217ZM220 79V78H219ZM225 79V78H224ZM223 79V80H224ZM241 79H243L244 80V77L243 78H241ZM240 79V80H241ZM202 80V81H201ZM228 80V79H227ZM208 82L210 81V79L209 80H207ZM220 81V80H219ZM236 81H237V79H236ZM205 82V81H204ZM211 82H213V81H211ZM240 82V81H239ZM137 83V82H136ZM136 83H134V84H136ZM210 83V82H209ZM223 83V82H222ZM229 82L227 81V83H226V85L228 84ZM165 84V83H164ZM168 84V83H167ZM230 84V83H229ZM244 84V83H243ZM129 85V84H128ZM158 85V84H157ZM234 85V84H233ZM122 86V85H121ZM125 86V85H124ZM136 86V85H135ZM166 86V85H165ZM213 86H215V85H213ZM221 86V85H220ZM228 86V85H227ZM236 85H234V87H235ZM114 87V86H113ZM137 87V89H138V86H136ZM162 86H160V88H161ZM217 87V86H216ZM264 87V86H263ZM175 88V89H174ZM219 88V87H218ZM223 88L224 87H222V89L221 90H223ZM237 88V87H236ZM254 88V87H253ZM260 88V87H259ZM228 89V88H227ZM238 89V88H237ZM107 90V89H106ZM116 90V89H115ZM201 90V89H200ZM216 90V89H215ZM239 90H241V89H239ZM238 90V91H239ZM132 91V90H131ZM199 91V90H198ZM219 91V90H218ZM225 91V90H224ZM228 91V90H227ZM226 91V92H227ZM231 91H233V89L231 90ZM237 91V90H236ZM252 91V90H251ZM106 92H108V93H111V92H109V91H106ZM136 92V91H135ZM200 92V91H199ZM212 92H213V90H212ZM222 92V91H221ZM108 93H106V94H108ZM190 93H192V92H190ZM189 93V94H190ZM198 93V92H197ZM202 93V92H201ZM201 93H199V94H201ZM206 93V92H205ZM260 93V92H259ZM113 94V93H112ZM117 94V93H116ZM198 94V95H199ZM203 94V96H204V93H202ZM201 94V95H202ZM241 94V93H240ZM243 94V93H242ZM109 95V94H108ZM196 95V94H195ZM222 95V94H221ZM227 95L229 96L230 95V93L228 94L227 93ZM251 95V94H250ZM107 96V95H106ZM200 96V95H199ZM208 96V95H207ZM227 96V97H228ZM110 97V96H109ZM119 97V96H118ZM188 97H190V96H188ZM221 97V96H220ZM222 97H223V95H222ZM221 97V99L220 100H222L223 98ZM224 97H226L225 95H224ZM244 97V96H243ZM251 97V96H250ZM252 97H253V95H252ZM262 97V96H261ZM196 98V97H195ZM210 98V97H209ZM218 98V97H217ZM231 98H234L233 96L231 97ZM112 99H114V97H112ZM118 99V98H117ZM155 99V100H154ZM191 99H192V97H191ZM219 99V98H218ZM235 99H236V96H235ZM243 99V98H242ZM261 99V98H260ZM188 100H190V99H188ZM196 100H199V102H200V98L198 97V99H196ZM202 100H203V98H202ZM215 100V99H214ZM237 100H238V98H237ZM116 101V100H115ZM117 101H119V100H117ZM124 101V102H125ZM156 101H159V103H160V105L159 104H157L156 103ZM185 101H186V99H185ZM204 101V100H203ZM222 101H224V100H222ZM5 102V101H4ZM111 102V101H110ZM120 102V101H119ZM182 102H184L183 100H182ZM189 102V101H188ZM194 102H195V100H194ZM207 102V101H206ZM118 103V102H117ZM121 103V102H120ZM186 103H187V101H186ZM189 103H191V102H189ZM188 103V104H189ZM210 103V102H209ZM213 103H214V101H213ZM216 103V102H215ZM227 103V102H226ZM261 103V102H260ZM9 103H7L6 105H8ZM11 104V103H10ZM103 103H101V105H102ZM127 104V103H126ZM185 104V103H184ZM188 104H187V106H188ZM192 104V103H191ZM211 104V103H210ZM220 104V103H219ZM234 104V103H233ZM242 104V103H241ZM243 104H244V101H243ZM263 103H261V105H262ZM112 105H110V106H112ZM182 105V104H181ZM194 105V104H193ZM200 105V104H199ZM203 105H205L204 103H203ZM213 104H211V106H212ZM217 105V104H216ZM215 105V106H216ZM224 105V104H223ZM223 105H221V106H223ZM232 105V104H231ZM185 106V105H184ZM187 106H186V109L188 110V108H187ZM191 106V105H190ZM226 106V105H225ZM12 107V106H11ZM98 107V106H97ZM149 107H151L152 108V111L154 110V112H150V113H155L154 114V120H151V119H149V118H147L145 115H143V114H141L140 115V118H139V116H138V118L136 117V116H134V114H132L135 110L133 109V108H138V109H140L141 111H143V110H148V108ZM209 106H207V104H206V108H203V107H201V110L202 111H204V112H206L207 111V108H208ZM213 107H214V105H213ZM132 108V109H131ZM185 108V107H184ZM190 108H192V107H190ZM197 108V107H196ZM230 108H232V107H230ZM260 108V107H259ZM6 109V108H5ZM99 109H100V106H99ZM194 109V108H193ZM199 109V108H198ZM210 109V108H209ZM208 109V110H209ZM216 109V108H215ZM257 109V108H256ZM264 109V108H263ZM108 110V109H107ZM218 110V109H217ZM221 110V109H220ZM223 110H224V108H223ZM233 110V109H232ZM261 110V109H260ZM118 111H125L126 113H125V115L123 114V115H119V114H112L113 112H118ZM150 111V110H149ZM189 111H191V110H189ZM216 111V110H215ZM226 111V110H225ZM239 111H241V110H239ZM3 112H8V111H3ZM107 112V111H106ZM140 112V111H139ZM186 112V111H185ZM203 112V113H204ZM222 112V111H221ZM233 112V111H232ZM257 112V111H256ZM119 113V112H118ZM149 113V112H148ZM192 113V112H191ZM195 113V115H197L196 114V112H194ZM231 113V112H230ZM264 113V112H263ZM189 114V113H188ZM258 114V113H257ZM262 114V113H261ZM190 115V114H189ZM192 115V114H191ZM190 115V116H191ZM3 116V115H2ZM4 116H5V114H4ZM151 116V115H150ZM253 116V115H252ZM255 116H256V114H255ZM108 117V116H107ZM152 117V116H151ZM193 117V116H192ZM197 117V116H196ZM201 117V116H200ZM254 117V116H253ZM252 117V118H253ZM260 117V116H259ZM264 117V116H263ZM2 118V117H1ZM98 118V117H97ZM99 118H101V117H99ZM187 118H190V117H187ZM198 118H199V115H198ZM210 118V117H209ZM208 118V119H209ZM258 118V117H257ZM262 118V117H261ZM192 119V118H191ZM200 119H202V117L200 118ZM264 119V118H263ZM97 120V119H96ZM197 120V119H196ZM195 120V121H196ZM199 120V119H198ZM246 120V119H245ZM258 120V119H257ZM256 120V121H257ZM5 121V120H4ZM95 121V120H94ZM93 121V122H94ZM100 121V120H99ZM102 121V120H101ZM193 121V120H192ZM200 121V120H199ZM201 121H203V120H201ZM3 122V121H2ZM1 122V123H2ZM86 122V121H85ZM106 122V121H105ZM104 122V123H105ZM206 122V121H205ZM204 122V123H205ZM260 122V121H259ZM71 123V122H70ZM74 123H76V122H74ZM74 123H71V124H74ZM203 123V124H204ZM221 123V122H220ZM237 123H238V121H237ZM241 123V122H240ZM257 123V122H256ZM77 124H78V122H77ZM90 124V123H89ZM99 124V123H98ZM106 124V123H105ZM188 124V123H187ZM198 123H196V128L197 127H199L198 125H197ZM202 124V125H203ZM214 124V123H213ZM239 124V123H238ZM258 124V123H257ZM66 125V124H65ZM64 125V126H65ZM75 125V124H74ZM81 125V124H80ZM93 125H94V123H93ZM96 126H97V124H95ZM99 125H101V124H99ZM103 125V124H102ZM108 125V124H107ZM110 125V124H109ZM190 125H192V122H191V124ZM228 125V124H227ZM240 125V124H239ZM251 125V124H250ZM87 126H90V125H88L87 124ZM218 126V125H217ZM259 126H262L261 125V123H260V125ZM7 127H8V124H7ZM6 127V128H7ZM60 127V126H59ZM62 127V126H61ZM60 127V128H61ZM66 127V126H65ZM80 127H82V126H80ZM92 128V130H93V127H94V130L96 131V128L97 127H95V126H91ZM100 126H98V128H99ZM104 127V126H103ZM107 127V126H106ZM112 127V126H111ZM219 127V126H218ZM223 127V126H222ZM221 127V128H222ZM226 127V126H225ZM231 127V126H230ZM57 128V127H56ZM63 128V127H62ZM66 128H69V125H68V127H66ZM88 128H90V127H88ZM102 128V127H101ZM101 128H100V130H101ZM110 128V127H109ZM229 128V127H228ZM255 128V127H254ZM15 129V128H14ZM55 129V128H54ZM53 129V130H54ZM58 129V128H57ZM75 129H76V127H75ZM107 129V128H106ZM188 129V128H187ZM198 129V128H197ZM197 129H195V131L197 130ZM204 129H205V127H204ZM231 129H233L232 127H231ZM53 130H51V132L53 131ZM59 130V129H58ZM67 130V129H66ZM91 130V131H92ZM93 130V131H94ZM189 130V129H188ZM199 130H200V128H199ZM203 130V129H202ZM213 130H214V128H213ZM236 130V129H235ZM55 131V130H54ZM54 131H53V134H54ZM60 131H62V129L60 130ZM59 131V132H60ZM76 131H78V130H76ZM105 131V130H104ZM198 131V130H197ZM196 131V132H197ZM214 131H216V130H214ZM224 131V130H223ZM27 132V131H26ZM47 132V131H46ZM58 132V133H59ZM65 132V131H64ZM79 132V131H78ZM107 132V131H106ZM191 132V131H190ZM194 132V131H193ZM203 132H204V130H203ZM230 132H232V131H230ZM251 132V131H250ZM255 132V131H254ZM29 133H30V131H29ZM42 133H44V132H42ZM58 133H57V131H56V134L58 135ZM62 133V132H61ZM72 133V132H71ZM74 133V132H73ZM80 133V132H79ZM92 133V132H91ZM95 134L96 133H98V132H94ZM104 133V132H103ZM115 133V132H114ZM195 133V132H194ZM213 132H211V134H212ZM217 133V131L215 132V133H213V134H216ZM220 133V132H219ZM252 133H253V131H252ZM256 133V132H255ZM49 134V133H48ZM52 134V133H51ZM60 134V133H59ZM68 133H66V135H67ZM75 134V133H74ZM81 134V133H80ZM99 134H101V133H99ZM105 134V133H104ZM208 134V132L206 133V135ZM46 135V134H45ZM44 135V136H45ZM55 135V134H54ZM65 134H63V135H61V137L62 136H64ZM70 135V134H69ZM92 135H93V133H92ZM224 134H222L221 136H223ZM231 135V134H230ZM23 136H25V135H23ZM68 136V135H67ZM71 136V135H70ZM70 136H68L69 138H70ZM72 136H75V135H72ZM95 136V135H94ZM98 136V135H97ZM101 136H103V135H101ZM116 136V135H115ZM194 136V135H193ZM199 136H201V135H199ZM212 136V135H211ZM210 136V137H211ZM238 136V135H237ZM26 137V136H25ZM33 137V136H32ZM31 137V138H32ZM35 137H36V135H35ZM41 137H43V135L41 136ZM41 137H40V139H39V141L38 142H40L41 141ZM68 137H66V138H68ZM75 137H77V136H75ZM130 137V138H129ZM196 137V136H195ZM229 137V136H228ZM24 138V137H23ZM34 138V137H33ZM38 138V137H37ZM51 138H53V137H51ZM65 138V137H64ZM72 138V137H71ZM78 138L79 137H77L76 138V140H78ZM187 138V137H186ZM197 138V137H196ZM208 138V137H207ZM222 138V137H221ZM242 138V137H241ZM239 136L238 137H235V138H232V139H230V142L232 143V144H235V145H240V144H242L241 142L243 141H241L240 139H241ZM263 138V137H262ZM42 139H45L44 137L42 138ZM59 139V138H58ZM81 139V138H80ZM83 139V138H82ZM87 139V138H86ZM89 139H92L91 137L89 138ZM104 139V141H102L103 143H106V141H109V138H103ZM103 139H101V140H103ZM184 139V138H183ZM182 139V140H183ZM199 139V138H198ZM257 139V138H256ZM260 140H262L261 138H259ZM64 140V139H63ZM67 140H69V139H67ZM72 140V139H71ZM189 140H190V137H189ZM192 140V139H191ZM194 140V139H193ZM220 140V139H219ZM218 140V141H219ZM32 141H33V139H32ZM35 141V140H34ZM33 141V142H34ZM86 141V140H85ZM90 141V140H89ZM93 141V140H92ZM95 141V140H94ZM184 141V140H183ZM195 141V140H194ZM206 141H208V140H206ZM263 141V140H262ZM31 142V141H30ZM36 142V141H35ZM42 142V141H41ZM44 142H46L47 143V141H44ZM50 142V141H49ZM55 142V141H54ZM53 142V143H54ZM60 142V141H59ZM59 142H58V145H59ZM68 142V141H67ZM82 142V141H81ZM84 142V141H83ZM101 142V141H100ZM158 142H160L159 140H158ZM228 142V141H227ZM28 143V142H27ZM70 143V142H69ZM119 143V142H118ZM171 143V142H170ZM184 143V142H183ZM194 143H196V142H194ZM260 143V142H259ZM29 144V143H28ZM37 144V143H36ZM60 144H62L61 142H60ZM70 144H72V143H70ZM74 145H75V143H73ZM83 144V143H82ZM81 144V145H82ZM86 144L88 145V139H87V141H86ZM94 144V143H93ZM99 144V143H98ZM109 144V143H108ZM125 144V143H124ZM148 144V143H147ZM152 144V143H151ZM159 144V143H158ZM157 144V145H158ZM168 144V143H167ZM228 144V143H227ZM262 144V143H261ZM29 145H31V143L29 144ZM50 145V144H49ZM55 144H53V146H54ZM64 145V144H63ZM87 145H83V146H87ZM90 145V144H89ZM87 146V147H90V146ZM100 145V144H99ZM129 145V144H128ZM131 145V144H130ZM193 145V144H192ZM39 145H37V146H35V144H34V147L35 148H29L30 150H29V152H28V149H27V157H28V159H27V162H26V165L24 166L25 167V170H27L29 173H31V175L32 174H34V172L32 171V167L33 168H35L33 165L35 164V166H36V161L38 160V158L39 157H42L41 155H43L44 154V152H46V151H44L45 150V146H48V145H45V146H40V147H38ZM51 146V145H50ZM56 146H57V144H56ZM61 146V149H63V150H66V149H64L65 147L64 146H66V145H64L63 146V148H62V145H60ZM60 146H59V148H60ZM68 146V145H67ZM67 146H66V148H67ZM71 146H73V145H71ZM70 146V147H71ZM144 146H146V145H144ZM148 146V145H147ZM146 146V147H147ZM151 146H153V145H151ZM159 146V145H158ZM231 146V145H230ZM248 146V145H247ZM258 146V145H257ZM36 147H38V148H36ZM75 147V146H74ZM77 147H79V145L77 146ZM126 147V146H125ZM142 147V146H141ZM150 147V146H149ZM171 146L169 145V148H170ZM233 147V146H232ZM255 147V146H254ZM259 147V146H258ZM26 148V147H25ZM49 148V147H48ZM73 148V147H72ZM76 148V147H75ZM103 148V147H102ZM109 148V147H108ZM127 148V147H126ZM157 148H160V146L159 147H157ZM198 148V147H197ZM245 148V147H244ZM67 149H69V148H67ZM79 149L80 148H78V150H77V148L75 149L76 151H79ZM121 149V148H120ZM140 149V148H139ZM195 149V148H194ZM51 150V149H50ZM56 150V149H55ZM58 150V149H57ZM60 150V149H59ZM81 150V149H80ZM98 151H99V148L97 149ZM102 149H100V151H101ZM191 150V149H190ZM242 150V149H241ZM244 150V149H243ZM251 150V149H250ZM24 151V150H23ZM73 151V150H72ZM90 151H92V150H90ZM94 151V150H93ZM95 151H96V149H95ZM231 151V150H230ZM21 152V151H20ZM47 152H49V149H48V151ZM50 152H52V151H50ZM82 152H83V150H82ZM116 152H118V151H116ZM125 152V151H124ZM138 151H136V153H137ZM141 152V151H140ZM73 153V152H72ZM72 153H69V154H72ZM85 153H88L87 152V150H86V152ZM96 153H98V152H96ZM95 153V154H96ZM100 153V152H99ZM102 153V152H101ZM113 153V152H112ZM51 154V153H50ZM74 154V153H73ZM82 154H84V153H82ZM118 154V153H117ZM120 154V153H119ZM228 155H229V153H227ZM45 155H46V153H45ZM44 155V156H45ZM47 155H48V153H47ZM68 155V154H67ZM66 155V156H67ZM88 155V154H87ZM92 155V154H91ZM104 154L102 153V155H100V156H103ZM106 155V154H105ZM132 154L130 153V156H131ZM235 155V154H234ZM1 156V155H0ZM43 156V157H44ZM49 156V155H48ZM54 156V155H53ZM57 156V155H56ZM55 156V157H56ZM63 157H65L64 155H62ZM69 156H72V155H69ZM79 156V155H78ZM77 156V157H78ZM80 156H81V154H80ZM79 156V157H80ZM97 156H98V159H97V157L96 158H94L95 160L97 159V164H101V163H99L101 160H99V155L97 154ZM108 156V155H107ZM114 156H115V153H114ZM240 156V155H239ZM26 157V156H25ZM46 157V156H45ZM52 156L50 155V158H51ZM57 157H59V155L57 156ZM82 157H84V156H82ZM88 157V156H87ZM86 157V155H85V158H87ZM122 157V156H121ZM126 157V156H125ZM225 157V156H224ZM62 158V157H61ZM66 158H68V157H66ZM70 159H71V157H69ZM235 158V157H234ZM42 160H43V158H41ZM62 159H64V158H62ZM73 159V158H72ZM71 159V160H72ZM80 159H81V157H80ZM159 159V158H158ZM228 159V158H227ZM232 159V158H231ZM2 160V159H1ZM68 160V159H67ZM66 160V162H68ZM83 160H85V159H83ZM82 159H81V163H82V161H83ZM91 160H93V159H91ZM103 160V159H102ZM176 160V159H175ZM223 160V159H222ZM230 160V159H229ZM235 160H236V158H235ZM240 160V159H239ZM245 160V159H244ZM41 161V160H40ZM65 161V160H64ZM85 161H87V160H85ZM122 161H123V159H122ZM127 161H129V160H127ZM159 161V160H158ZM206 161V160H205ZM204 161V162H205ZM228 161V160H227ZM242 161V160H241ZM251 161H252V159H251ZM1 162V161H0ZM44 162H47V161H44ZM44 162H39V163H43V165H44ZM70 162V161H69ZM71 162H73V161H71ZM88 162H89V160H88ZM108 162V161H107ZM106 162V163H107ZM130 162V161H129ZM128 162V163H129ZM134 162V161H133ZM157 162V161H156ZM190 162H191V160H190ZM203 162V163H204ZM224 162V161H223ZM232 162H233V160H232ZM90 163V162H89ZM111 163V162H110ZM115 163V162H114ZM131 163V162H130ZM129 163V164H130ZM229 163V162H228ZM247 163V162H246ZM245 163V164H246ZM253 164L255 163V162H252ZM2 164V163H1ZM49 163H47V165H48ZM53 164V163H52ZM71 164V163H70ZM96 164V165H97ZM104 164V163H103ZM118 164V163H117ZM120 164V163H119ZM118 164V165H119ZM132 164V163H131ZM189 164H191V163H189ZM196 164V163H195ZM205 164V163H204ZM38 165V164H37ZM42 164H40L39 166H41ZM42 165V166H43ZM46 165V166H47ZM56 165V164H55ZM55 165H53V167H55ZM59 165V164H58ZM66 165V164H65ZM69 165V164H68ZM72 165V164H71ZM75 165V164H74ZM89 165V164H88ZM121 165V164H120ZM119 165V166H120ZM198 165V164H197ZM202 165V164H201ZM200 165V166H201ZM227 165H229V164H227ZM233 165H234V163H233ZM232 165V166H233ZM238 165V164H237ZM14 166V165H13ZM45 166V167H46ZM49 166H50V164H49ZM48 166V167H49ZM61 166V165H60ZM67 166V165H66ZM87 166V165H86ZM91 166V165H90ZM93 166H94V164H93ZM109 166V165H108ZM225 166V165H224ZM247 166V165H246ZM249 166H250V164H249ZM248 166V167H249ZM0 167H1V165H0ZM37 167V166H36ZM43 168V167H40V168H42V170H41V172L43 173V174H45V175H47V173L49 172V170H47L48 168ZM62 167V166H61ZM89 167V166H88ZM98 167H99V165H98ZM98 167H96L95 169H97ZM114 167V166H113ZM120 167H122V166H120ZM205 167H206V164H205ZM216 167V166H215ZM237 166H236V164H235V167L234 168H236ZM247 167V168H248ZM250 167H252V166H250ZM38 168V167H37ZM39 168V169H40ZM64 168V167H63ZM87 168V167H86ZM91 168H92V166H91ZM110 168V167H109ZM112 168V167H111ZM115 168V167H114ZM126 168V167H125ZM136 168H138V167H136ZM136 168H135V170H136ZM145 168V167H144ZM195 168H196V166H195ZM217 168H219V166L217 167ZM226 169H227V167H225ZM228 168H230V167H228ZM255 168V167H254ZM1 169V168H0ZM14 169V168H13ZM38 169V170H39ZM50 169V168H49ZM94 169V170H95ZM142 169V168H141ZM188 169H190V168H188ZM192 169V168H191ZM203 169V168H202ZM201 169V170H202ZM223 169H224V167H223ZM250 169V168H249ZM256 169V168H255ZM255 169L254 170H252L249 174H247L246 176H245V178L243 179V181H241L240 180V177H238L237 179H239L240 180V182H244V183H247L248 184V187H245L244 188V190L243 191H241V194H243V195H246V194H253V196L255 195V193L259 190V186H260V184H261V181H260V178L261 177H264V176H258L257 175V172L255 171ZM260 169V168H259ZM53 170H54V172H55V169L53 168ZM59 170V169H58ZM230 170V169H229ZM246 170V169H245ZM79 171H81V169L79 170ZM99 171V170H98ZM112 171V170H111ZM140 171V170H139ZM143 171V170H142ZM159 171V170H158ZM170 171H172V170H170ZM193 171V170H192ZM218 171V170H217ZM216 171V172H217ZM223 171H225V170H223ZM231 171H233L232 169H231ZM248 171H250V170H248ZM11 172V171H10ZM13 172V171H12ZM12 172H11V174H12ZM15 172H17V171H15ZM39 172V171H38ZM40 172V173H41ZM53 172V171H52ZM57 172H59V171H57ZM67 172V171H66ZM69 172H72V171H70L69 170ZM90 172V171H89ZM92 172V171H91ZM96 172V171H95ZM131 172V171H130ZM152 172V171H151ZM173 172V171H172ZM219 172V171H218ZM227 172H228V169H227V171H226V174H227ZM50 173V172H49ZM60 173H62V172H60ZM75 173H76V171H75ZM74 173V174H75ZM145 173V172H144ZM143 173V174H144ZM171 173V172H170ZM184 173V172H183ZM229 173V172H228ZM241 173V172H240ZM1 174V173H0ZM6 174V173H5ZM15 174V173H14ZM37 174V173H36ZM68 174V173H67ZM71 174V173H70ZM142 174V175H143ZM152 174V173H151ZM217 174V173H216ZM3 175V174H2ZM17 175H19V172H18V174ZM40 175V174H39ZM38 175V176H39ZM73 175V174H72ZM93 175V174H92ZM114 175V174H113ZM113 175H112V177H113ZM122 175V174H121ZM141 175V176H142ZM191 175H192V173H191ZM215 175V174H214ZM222 175H223V173H222ZM12 176V175H11ZM15 176V175H14ZM20 176V175H19ZM23 176H24V174H23ZM41 176H42V174H41ZM40 176V177H41ZM44 176V175H43ZM48 176V175H47ZM131 176H132V174H131ZM193 176V175H192ZM233 176V175H232ZM18 177V176H17ZM54 176H51V178H53ZM71 177H75V176H71ZM90 177V176H89ZM111 177V176H110ZM111 177V178H112ZM230 177V176H229ZM228 177V178H229ZM259 177V178H258ZM14 178V177H13ZM21 178V177H20ZM29 178H30V175H29ZM46 178V177H45ZM47 178H49L50 179V177H47ZM76 178V177H75ZM91 178V177H90ZM97 178V177H96ZM95 178V179H96ZM99 178V177H98ZM142 178H144V177H142ZM216 178V177H215ZM9 179V178H8ZM10 179H11V177H10ZM9 179V180H10ZM42 179H44V177L42 178ZM54 179V178H53ZM60 179V178H59ZM92 179V178H91ZM100 179V178H99ZM130 179V178H129ZM137 179H138V177H137ZM137 179H136V181H137ZM211 179V178H210ZM224 179V178H223ZM233 179V178H232ZM21 180V179H20ZM56 180H58V179H56ZM120 180V179H119ZM125 180V179H124ZM135 180V179H134ZM134 180H132V181H134ZM139 180V179H138ZM217 180V178L215 179V181ZM28 181V180H27ZM48 181V180H47ZM46 181V182H47ZM67 181V180H66ZM91 181V180H90ZM143 181V183H145L144 182V180H142ZM9 182V181H8ZM48 182H51V181H48ZM58 182H60V180H58ZM57 182V183H58ZM78 182V181H77ZM82 182V181H81ZM95 182V181H94ZM100 182V181H99ZM105 182V181H104ZM119 182V181H118ZM125 182H127V181H125ZM151 182V181H150ZM212 182H213V179H212ZM224 182V181H223ZM229 182V181H228ZM232 182V181H231ZM239 182V181H238ZM32 183V182H31ZM34 183V182H33ZM55 183V182H54ZM79 183V182H78ZM77 183V184H78ZM83 183H85V182H83ZM83 183H82V185H83ZM143 183H141L142 185H143ZM147 183H149V182H147ZM214 183V182H213ZM224 183H226L227 184V181H225ZM223 183V184H224ZM241 183V184H242ZM7 184V183H6ZM27 184V183H26ZM66 184V183H65ZM92 184H93V182H92ZM138 184V183H137ZM194 184V183H193ZM210 184H211V180H210ZM216 184H217V182H216ZM218 184H219V182H218ZM231 184V183H230ZM233 184V183H232ZM15 185V184H14ZM30 185V184H29ZM32 185V184H31ZM64 185V184H63ZM68 185V184H67ZM85 185V184H84ZM113 185V184H112ZM135 185V184H134ZM151 185V184H150ZM220 185V184H219ZM225 185V184H224ZM32 186H34V185H32ZM31 186V187H32ZM79 187H80V185H78ZM86 186H87V184H86ZM92 186V185H91ZM96 186H98V185H96ZM136 186V185H135ZM147 186V185H146ZM208 186V185H207ZM213 186H214V184H213ZM221 186V185H220ZM230 186V185H229ZM239 186V185H238ZM245 186H247V185H245ZM30 187V188H31ZM38 187V186H37ZM45 187V186H44ZM43 187V188H44ZM76 187V186H75ZM90 187V186H89ZM93 187H95V186H93ZM137 187V186H136ZM144 187V186H143ZM198 187V186H197ZM211 187H212V185H211ZM216 187V186H215ZM214 187V188H215ZM226 187H227V185H226ZM25 188V187H24ZM28 188H29V186H28ZM27 188V189H28ZM36 188V187H35ZM77 188V187H76ZM114 188V187H113ZM140 188V187H139ZM208 189H209V187H207ZM213 188V187H212ZM217 188H218V186H217ZM222 188V187H221ZM224 188H225V186H224ZM233 188V187H232ZM240 188V187H239ZM261 188L263 189V187H262V184H261ZM91 189H92V187H91ZM94 189V188H93ZM97 189V188H96ZM95 189V190H96ZM144 189V188H143ZM234 189V188H233ZM20 190H22V189H20ZM39 191L41 190V188H39L38 189ZM97 190H99V189H97ZM127 190V189H126ZM136 190V189H135ZM192 190V189H191ZM221 190V189H220ZM226 190V189H225ZM229 190V189H228ZM236 190V189H235ZM239 190V189H238ZM4 191H6V190H3V192ZM24 191V190H23ZM42 191H43V189H42ZM41 191V192H42ZM61 191V190H60ZM88 191V190H87ZM133 191H134V189H133ZM199 191H201V190H199ZM205 191V190H204ZM204 191H203V188H202V192L204 193ZM208 191V190H207ZM212 191V190H211ZM211 191H210V193H211ZM36 192V191H35ZM41 192H39V193H41ZM206 192V191H205ZM213 192V191H212ZM215 192V191H214ZM218 193H219V191H217ZM217 192L215 193V194H217ZM232 192V189H230V193ZM238 193H239V191H237ZM262 192H263V194H264V191L262 190ZM7 193V192H6ZM46 193V192H45ZM67 193V192H66ZM193 193H195V192H193ZM192 193V194H193ZM203 193H200V194H203ZM209 193V192H208ZM228 193H229V191H228ZM235 193V192H234ZM233 193V194H234ZM238 193H236V194H234L235 196H237L238 195ZM29 194V193H28ZM38 194V193H37ZM63 194V193H62ZM109 194V193H108ZM200 194H199V196H200ZM220 194V193H219ZM232 194V195H233ZM241 194H239V195H241ZM44 195V194H43ZM131 195V194H130ZM197 195V194H196ZM195 195V196H196ZM209 196H210V194H208ZM225 195V194H224ZM233 195V196H234ZM243 195H241V196H243ZM262 195V194H261ZM31 196V195H30ZM199 196H198V199H199ZM201 196H203V195H201ZM205 196H207V194L205 195V193H204V196L203 197H205ZM226 196V195H225ZM235 196H234V200H235ZM248 196V195H247ZM257 196V195H256ZM10 197V196H9ZM42 197V196H41ZM208 197V196H207ZM222 197V196H221ZM238 197V196H237ZM245 197V196H244ZM251 197V196H250ZM261 197H263V196H261ZM1 198H4V197H1ZM8 198V197H7ZM33 198V197H32ZM45 199H46V197H44ZM43 197H42V199H44ZM213 198V197H212ZM240 198V197H239ZM253 198V197H252ZM100 199H102V198H100ZM187 199V198H186ZM227 199V198H226ZM225 199V200H226ZM1 200V199H0ZM5 200H7V199H5ZM9 200H11V198L9 199ZM64 200V199H63ZM149 200V199H148ZM151 200V199H150ZM189 200V199H188ZM217 198H216V201L215 202H217ZM48 202H49V200H47ZM51 201V200H50ZM178 201V200H177ZM203 201H205V200H203ZM207 201V200H206ZM219 201V200H218ZM244 200H242V202H243ZM251 201V200H250ZM259 201V200H258ZM258 201H256V202H258ZM10 202V201H9ZM183 202V201H182ZM197 202V201H196ZM224 202V201H223ZM228 202V201H227ZM236 202H237V200H236ZM260 202V201H259ZM20 202H18V204H19ZM47 203V202H46ZM156 203V202H155ZM185 203H187V202H185ZM193 203V202H192ZM199 203V202H198ZM197 203V204H198ZM208 203L209 204H207V205H210V200L208 201ZM225 203V202H224ZM246 203V202H245ZM254 203L255 202H253L252 204L254 205ZM6 205L8 204V203H5ZM21 204V203H20ZM146 204V203H145ZM195 204V203H194ZM200 204H201V202H200ZM203 205H204V203H202ZM205 204H206V202H205ZM211 204H214V203H211ZM223 204V203H222ZM248 204H249V202H248ZM259 204V203H258ZM262 204V203H261ZM16 205V204H15ZM154 205V204H153ZM183 205V204H182ZM190 205H192L191 204V202H190ZM217 205H218V203H217ZM224 205H226L227 206V204H224ZM229 205V204H228ZM242 205H244V204H242ZM50 206H52V205H49L48 207H50ZM56 206V205H55ZM58 206H60V204H58ZM199 205H197L196 206V208L198 207ZM214 206H215V204H214ZM222 206V205H221ZM220 206V207H221ZM239 206V205H238ZM183 207V206H182ZM200 208H201V206H199ZM204 207V206H203ZM206 207V206H205ZM209 207H211V209H209V210H214V207L212 208V206L210 205ZM208 207V208H209ZM243 207V206H242ZM253 207V206H252ZM257 207V206H256ZM259 207V206H258ZM262 207V206H261ZM52 208V207H51ZM58 208V207H57ZM60 208V207H59ZM65 208V207H64ZM225 208V207H224ZM240 208H241V205H240ZM263 208H264V206H263ZM54 209V208H53ZM61 209V208H60ZM67 209V208H66ZM131 209V208H130ZM180 209V208H179ZM191 210H192V207L190 208ZM206 209V208H205ZM216 209H217V207H216ZM222 209V208H221ZM235 209H236V207H235ZM239 209V208H238ZM107 210V209H106ZM187 211H188V209H186ZM202 210V209H201ZM208 210V209H207ZM224 210V209H223ZM230 210V209H229ZM228 210V211H229ZM233 210H234V208H233ZM232 210V211H233ZM250 210H251V208H250ZM49 211V210H48ZM61 211V210H60ZM68 211V210H67ZM184 211V210H183ZM190 211V210H189ZM216 211V210H215ZM217 211H218V209H217ZM221 211V210H220ZM227 211V212H228ZM245 211V210H244ZM243 211V212H244ZM50 212H51V209H50ZM76 212V211H75ZM126 212V211H125ZM186 212V211H185ZM197 212V211H196ZM210 212V211H209ZM219 212V211H218ZM225 212V211H224ZM248 212V211H247ZM251 212H252V210H251ZM254 212L255 211H253V214H254ZM259 212V211H258ZM2 213V212H1ZM51 213H53V212H51ZM62 213V212H61ZM64 213H67V212H64ZM151 213V212H150ZM150 213H148V214H150ZM153 213V212H152ZM188 213V212H187ZM186 213V214H187ZM192 213H194V212H192ZM203 213V212H202ZM215 213V212H214ZM213 213V214H214ZM217 213V212H216ZM220 213V212H219ZM229 213V212H228ZM231 213V212H230ZM257 213V212H256ZM71 214H73V213H71ZM75 214V213H74ZM210 214V213H209ZM241 214V213H240ZM259 214V213H258ZM48 215V214H47ZM67 215H69V214H67ZM127 215V214H126ZM147 215V214H146ZM189 215V214H188ZM185 216L186 218L185 219H187V217L188 218H190V216ZM190 215H191V212H190ZM196 215H197V213H196ZM202 216H203V214H201ZM220 215V214H219ZM247 215V214H246ZM50 216V215H49ZM139 216V215H138ZM145 216V215H144ZM171 216V215H170ZM182 216V215H181ZM211 217V214L210 215H208V217ZM213 216V215H212ZM224 216H225V214H224ZM253 216V215H252ZM100 217V216H99ZM113 217V216H112ZM136 217V216H135ZM141 216H139V218H140ZM147 217V216H146ZM169 217V216H168ZM183 217V216H182ZM209 217V218H210ZM3 218V217H2ZM50 218H52V215L50 216ZM77 218V217H76ZM107 218V217H106ZM148 218V217H147ZM171 218V217H170ZM192 218V217H191ZM196 218H197V216H196ZM227 218V217H226ZM226 218H224V219H226ZM1 219V218H0ZM137 220V222H138V218H136ZM169 219V218H168ZM167 219V220H168ZM182 219V218H181ZM185 219H184V222H185ZM205 219H208V218H205ZM204 219V220H205ZM213 217L211 218V221L213 222ZM221 219H222V217H221ZM73 220V219H72ZM180 220V219H179ZM233 221H236V218H234V219H232ZM61 221H62V219H61ZM68 221V219L66 220V222ZM70 222H71V220H69ZM74 221V220H73ZM112 221H114V220H112ZM111 221V222H112ZM134 221V220H133ZM135 221V222H136ZM146 221V220H145ZM144 221V222H145ZM169 221V220H168ZM182 221V220H181ZM180 221V222H181ZM188 221H190V220H188ZM192 221V220H191ZM214 221H215V219H214ZM216 221H218V220H216ZM222 221V220H221ZM226 221H227V219H226ZM254 221V220H253ZM63 222H64V220H63ZM122 222V221H121ZM136 222V223H137ZM140 223H142L141 221H139ZM143 222V223H144ZM156 222H157V220H156ZM160 222V221H159ZM170 222V221H169ZM198 221H196L195 223H197ZM206 222H208V220L206 221ZM211 222V223H212ZM247 222V221H246ZM2 223V222H1ZM4 223V222H3ZM69 223V222H68ZM68 223H66L67 224V226H70L71 224H69L68 225ZM107 223V222H106ZM110 223V222H109ZM140 223H139V225H140ZM161 223V222H160ZM186 223H188V222H186ZM203 223V222H202ZM213 223H216V222H213ZM239 223V222H238ZM47 224H48V222H47ZM58 224V223H57ZM126 224V223H125ZM192 224V223H191ZM209 224H210V222H209ZM223 224V223H222ZM229 224H230V222H229ZM233 224H235V223H233ZM240 224V223H239ZM247 224V223H246ZM4 225V224H3ZM62 225V224H61ZM109 225V224H108ZM114 225V224H113ZM130 225V224H129ZM156 225H157V223H156ZM181 225V224H180ZM189 225V224H188ZM211 226H212V224H210ZM209 225V226H210ZM218 225H221L220 223L218 224ZM228 225V224H227ZM252 225V224H251ZM251 225H250V227H251ZM73 226V225H72ZM100 226V225H99ZM132 226V225H131ZM137 226H138V224H137ZM136 226V227H137ZM144 226V225H143ZM183 226V225H182ZM181 226V227H182ZM203 226V225H202ZM213 226H216L217 227V225H213ZM223 226H224V224H223ZM232 226V225H231ZM86 227V226H85ZM108 227H110V226H108ZM124 227V226H123ZM134 227H135V224H134ZM146 227V226H145ZM158 227V226H157ZM162 227V226H161ZM201 227V226H200ZM4 228V227H3ZM52 228V227H51ZM83 228V227H82ZM116 228V227H115ZM139 228V227H138ZM143 228V227H142ZM192 228V227H191ZM198 227H196V229H197ZM221 228V227H220ZM229 229L228 227H225V230H227V229ZM87 229V228H86ZM132 229V228H131ZM169 229V228H168ZM181 229V228H180ZM213 229V228H212ZM231 229V228H230ZM233 229H234V227H233ZM239 229V228H238ZM247 229V228H246ZM3 230V229H2ZM59 230V229H58ZM109 230V229H108ZM108 230H106V231H108ZM121 230V229H120ZM124 230V229H123ZM137 230V229H136ZM157 230H159V228L157 229ZM170 230V229H169ZM188 230V229H187ZM198 230V229H197ZM209 230V229H208ZM214 230H215V227H214ZM221 230V229H220ZM222 230H224V229H222ZM155 231H156V229H155ZM171 231V230H170ZM190 231H191V229H190ZM3 232V231H2ZM124 232H125V230H124ZM123 232V233H124ZM145 232V231H144ZM163 232V231H162ZM169 232V231H168ZM192 232H194V230L192 231ZM238 232H240V231H238ZM244 232V231H243ZM50 233V232H49ZM120 233V232H119ZM142 232H140L139 234H141ZM164 233V232H163ZM162 233V234H163ZM174 233H176V232H174ZM205 233H207V232H205ZM66 234V233H65ZM115 234V233H114ZM154 234H155V232H154ZM157 234V233H156ZM191 234V233H190ZM69 235H70V233H69ZM75 235V234H74ZM113 235V234H112ZM128 235V234H127ZM126 235V236H127ZM143 235V234H142ZM174 235V234H173ZM195 235H196V233H195ZM214 235H215V233H214ZM220 235V234H219ZM48 236V235H47ZM54 236V235H53ZM90 236V235H89ZM96 236V235H95ZM121 236V235H120ZM133 236V235H132ZM136 236V235H135ZM134 236V237H135ZM157 236H158V234H157ZM161 236H163V235H161ZM161 236L159 237V238H161ZM178 236V235H177ZM192 236H193V233H192ZM231 236H233V235H231ZM230 236V237H231ZM247 236V235H246ZM10 237V236H9ZM66 237V236H65ZM111 237V236H110ZM153 237V236H152ZM165 237V236H164ZM224 237V236H223ZM238 237V236H237ZM237 237H234V238H236L237 239ZM17 238V237H16ZM52 238V237H51ZM68 238V237H67ZM100 238V237H99ZM125 238V237H124ZM137 238V237H136ZM135 238V239H136ZM138 238H140V237H138ZM157 237H156V235H155V237H154V239H156ZM166 238H168V236H166ZM166 238H165V240H166ZM188 238V237H187ZM228 238V237H227ZM247 238V237H246ZM11 239H12V237H11ZM50 239V238H49ZM94 239V238H93ZM112 239V238H111ZM152 239V238H151ZM215 238H213V240H214ZM217 239V238H216ZM248 239V238H247ZM125 240V239H124ZM129 240H131V239H129ZM133 240H134V238H133ZM139 240V239H138ZM161 240V239H160ZM163 241L164 242V244L165 243H167V241ZM196 240V239H195ZM194 240V241H195ZM51 242H52V240H50ZM49 241V242H50ZM94 241V240H93ZM96 241H97V239H96ZM137 241V240H136ZM154 240H152V242H153ZM159 241V240H158ZM188 240H186V242H187ZM215 241V240H214ZM213 241V242H214ZM234 241V240H233ZM238 241H239V239H238ZM54 242V241H53ZM60 242V241H59ZM63 242V241H62ZM79 242V241H78ZM81 242V241H80ZM115 242V241H114ZM132 242V241H131ZM151 242V243H152ZM156 242V241H155ZM154 242V243H155ZM160 242V241H159ZM163 242H160V245H161V243H163ZM190 242V241H189ZM189 242H188V244H189ZM191 242H192V240H191ZM197 242V241H196ZM217 242V241H216ZM241 242H245V240L244 241H241ZM54 243H57V241L56 242H54ZM116 243V242H115ZM123 243V242H122ZM133 243H134V241H133ZM157 243V242H156ZM155 243V244H156ZM11 244V243H10ZM50 244H52V243H50ZM49 244V245H50ZM61 244V243H60ZM94 244V243H93ZM150 244V243H149ZM233 244V243H232ZM3 245V244H2ZM76 245V244H75ZM82 245V244H81ZM116 245H117V243H116ZM144 245V244H143ZM151 245V244H150ZM167 245V244H166ZM163 246V245H162ZM188 246V245H187ZM190 246V245H189ZM193 246V245H192ZM196 246V245H195ZM47 247H48V245H47ZM58 247V246H57ZM120 247H121V245H120ZM123 247V246H122ZM138 247V246H137ZM136 247V248H137ZM149 247V246H148ZM154 247H156V246H154ZM158 247V246H157ZM160 247V246H159ZM166 246H164V248H165ZM232 247V246H231ZM235 247V246H234ZM75 248V247H74ZM119 248V247H118ZM152 248V247H151ZM161 249H163L162 247H160ZM160 248H158V249H160ZM167 248V247H166ZM186 248V247H185ZM196 248H199V247H197L196 246ZM195 248V249H196ZM238 248V247H237ZM248 248V247H247ZM11 249V248H10ZM49 249H50V247H49ZM75 249H77V246H76V248ZM160 249V250H161ZM167 249H169V248H167ZM235 249V248H234ZM233 249V250H234ZM2 250V249H1ZM6 250H7V248H6ZM142 250V249H141ZM140 250V251H141ZM146 250V249H145ZM165 250V249H164ZM163 250V251H164ZM197 250V249H196ZM200 249H198L197 251H199ZM231 250V249H230ZM237 250V249H236ZM236 250H234L235 252H236ZM53 251V250H52ZM63 251V250H62ZM148 251H149V248H148ZM187 251V250H186ZM196 251V252H197ZM229 251V250H228ZM257 251V250H256ZM1 252H3V251H1ZM50 252V251H49ZM48 252V253H49ZM64 252V251H63ZM62 252V253H63ZM176 252H177V250H176ZM189 252V251H188ZM70 253V252H69ZM79 253V252H78ZM146 253H149V252H146ZM170 253V252H169ZM178 253V255L180 254L179 252H177ZM193 253V252H192ZM192 253L190 254V255H192ZM223 253H225V252H223ZM236 253H238V252H236ZM256 253H258V251L256 252ZM66 254V253H65ZM76 254V253H75ZM80 254V253H79ZM78 254V255H79ZM164 254V253H163ZM174 254H176V253H174ZM209 254V253H208ZM241 254V253H240ZM1 255V254H0ZM54 255V254H53ZM52 255V256H53ZM58 255V254H57ZM67 256H68V254H66ZM70 255V254H69ZM74 255V254H73ZM83 255V254H82ZM155 255V254H154ZM168 255H170V254H168ZM210 255V254H209ZM231 256H232V254H230ZM229 255V256H230ZM233 255H234V253H233ZM254 255V254H253ZM50 256H51V254H50ZM50 257L51 259L54 257ZM177 256V255H176ZM175 256V257H176ZM180 256V255H179ZM214 256V255H213ZM226 256H228V255H226ZM238 256V255H237ZM150 257V256H149ZM166 257H168V256H166ZM193 257V256H192ZM197 257V256H196ZM199 257V256H198ZM233 257V256H232ZM255 257H256V255H255ZM57 257H55V259H56ZM81 258H83V257H81ZM86 258V257H85ZM177 258V257H176ZM180 258H183V257H180ZM190 258V257H189ZM188 258V259H189ZM200 258V257H199ZM214 258V257H213ZM227 258V257H226ZM228 258H230V257H228ZM54 259V258H53ZM59 259V258H58ZM62 259V258H61ZM66 259V258H65ZM135 259V258H134ZM173 259V258H172ZM179 259V258H178ZM194 259V258H193ZM202 259H204V258H202ZM234 259V258H233ZM233 259H232V261H233ZM236 259V258H235ZM239 259V258H238ZM241 259V258H240ZM239 259V260H240ZM244 259H245V257H244ZM256 259V258H255ZM259 259V258H258ZM257 259V260H258ZM32 260V259H31ZM81 260V259H80ZM83 260H84V258H83ZM101 260V259H100ZM151 260V259H150ZM150 260H149V262H150ZM159 260V259H158ZM165 260H167V258L165 259ZM190 260V259H189ZM230 260V259H229ZM238 260V261H239ZM260 260V259H259ZM60 261V260H59ZM98 261V260H97ZM102 261V260H101ZM113 261V260H112ZM117 261V260H116ZM135 261V260H134ZM153 261V260H152ZM151 261V262H152ZM155 261H156V259H155ZM174 261V260H173ZM182 261V260H181ZM185 261V260H184ZM191 261V260H190ZM194 261H195V259H194ZM231 261V262H232ZM237 261V262H238ZM241 261V260H240ZM239 261V262H240ZM245 261V260H244ZM248 261V260H247ZM31 262V261H30ZM38 262H39V260H38ZM53 262H54V260H53ZM83 262V261H82ZM103 262V261H102ZM123 262V261H122ZM159 262V261H158ZM168 262V261H167ZM175 262V261H174ZM177 262V261H176ZM186 262V261H185ZM189 262V261H188ZM197 262V261H196ZM238 262V263H239ZM249 262V261H248ZM262 262V261H261ZM33 263V262H32ZM39 263H41V262H39ZM60 263H63V262H61L60 261ZM93 263V262H92ZM114 262H112V264H113ZM116 263V262H115ZM191 263V262H190ZM199 263H200V261H199ZM203 263V262H202ZM1 264V263H0ZM5 264V263H4ZM42 264V263H41ZM55 264V263H54ZM84 264V263H83ZM101 264V263H100ZM145 264V263H144ZM150 264V263H149ZM165 264H167V263H165ZM252 264V263H251Z\"/></svg>","mask_w":264,"mask_h":264}]
</instances>
